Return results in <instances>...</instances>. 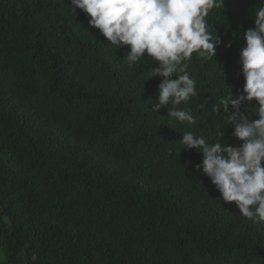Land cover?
<instances>
[{"label": "trees", "instance_id": "obj_1", "mask_svg": "<svg viewBox=\"0 0 264 264\" xmlns=\"http://www.w3.org/2000/svg\"><path fill=\"white\" fill-rule=\"evenodd\" d=\"M260 6L209 12L217 56L193 53L198 95L168 105L191 108L188 125L152 111L155 62L129 65L71 0H0V264H264V222L223 201L195 167L202 153L180 142L224 131L239 143L212 106L242 93L239 53Z\"/></svg>", "mask_w": 264, "mask_h": 264}, {"label": "clouds", "instance_id": "obj_2", "mask_svg": "<svg viewBox=\"0 0 264 264\" xmlns=\"http://www.w3.org/2000/svg\"><path fill=\"white\" fill-rule=\"evenodd\" d=\"M71 5L73 11L78 8L87 14L89 26L106 41L117 49L127 47L129 65L144 57L155 62L146 80L162 79L152 111L167 108L169 117L196 124L191 108L168 105L187 104L198 95L188 62L193 53L203 61L217 56L222 40L217 32L213 35L206 18L211 10L223 7L224 0H71ZM254 25L244 32L239 53L242 93L221 97L212 106L213 113L226 114L224 128L231 126V136L239 143L225 142L224 131L214 143L193 131L184 132L180 142L183 150L202 153V162L195 167L210 179L223 201L234 202L241 215L260 223L264 222V6L256 9ZM225 47L230 48L231 42Z\"/></svg>", "mask_w": 264, "mask_h": 264}, {"label": "rangeland", "instance_id": "obj_3", "mask_svg": "<svg viewBox=\"0 0 264 264\" xmlns=\"http://www.w3.org/2000/svg\"><path fill=\"white\" fill-rule=\"evenodd\" d=\"M2 258H3V254H2V252L0 250V259H2Z\"/></svg>", "mask_w": 264, "mask_h": 264}]
</instances>
